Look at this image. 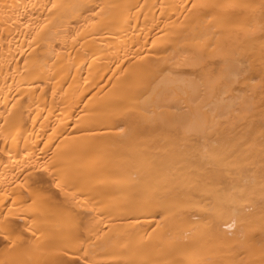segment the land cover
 Segmentation results:
<instances>
[{
	"label": "bare ground",
	"instance_id": "1",
	"mask_svg": "<svg viewBox=\"0 0 264 264\" xmlns=\"http://www.w3.org/2000/svg\"><path fill=\"white\" fill-rule=\"evenodd\" d=\"M257 14L264 0H0V264H264V188L240 182L264 177L263 137L237 159L233 134L212 135L251 96L247 60L217 31ZM191 36L214 45L216 70ZM131 119L222 142L206 163L171 142L174 156L143 157L124 142Z\"/></svg>",
	"mask_w": 264,
	"mask_h": 264
},
{
	"label": "rangeland",
	"instance_id": "2",
	"mask_svg": "<svg viewBox=\"0 0 264 264\" xmlns=\"http://www.w3.org/2000/svg\"><path fill=\"white\" fill-rule=\"evenodd\" d=\"M258 16V18L257 17H255L256 15H248V16H246L243 20L241 19V21H239L240 23H241V25H238L239 27H236L235 25H233V22L234 21H237V18H236V20L235 19H230L231 21H233L232 23L231 22H229V23H231L232 24V26L230 25L229 27H226L223 31H220V30H218L217 31V36L219 37V36H221V37H223V39L224 40H227L228 42H230V46L235 50V51H237V52H239L238 53V57H239V60L241 61L242 59H244L245 61H246V65L247 64H249L250 62V64H249V68H248V66H247V68H246V65L244 64V62L242 61V64H244L245 65V69L247 70V71H245V69H243L242 68V66H241V68L243 69H241V72H242V74H244V72H246V74H244L243 76H242V74H241V72H240V74H241V76H239V78L240 77H242L241 78V80L239 79V81L237 82V86L239 87H241L242 89H243V91H244V93L245 92H247V93H245V94H248L247 96H249V95H251L250 96V98L249 97H246V104H245V106H243L244 108H241V110H240V108L238 109H236L235 111H236V113L234 112V114L233 115H235L234 116V118H233V116H232V119H231V121L233 122V126H235L234 128H233V126H232V123L231 124H225V126L222 124L221 126H220V128H217L218 129V132L219 131H222V135L220 134V133H218L217 132V134H216V132H214V131H217V130H213V132H214V134H212V135H218L219 136V138H220V136H221V138H222V140H226V138L227 137H229L228 139H230L229 141H231V139L233 138L232 136H231V138H230V134L229 135H225L226 133H231V134H233V136L234 137H236V138H234V139H232V143L231 144H233V146H235L234 147V149H232V145L231 144H229L230 142H228V140H227V142H228V149L227 150H229L230 149V151H228V152H233V153H236V155H238V152L236 151H234L235 149H238V151H240V152H242V154H244V156L245 157H247L248 155V158H246V159H249V158H252V156H254V154L253 153H250V154H248L249 152H248V150H249V148H252L251 147V145H254V142H252L254 139H258V136L260 135V137H263L262 139H260V137H259V141H258V144L257 143H255L256 144V146L254 145V147H253V149L255 150V148H256V150L257 149H260V146H262V144H264V143H262V142H264V122L263 121H260V118H261V116H262V119L261 120H264V39H263V37H264V20H262V19H264L263 17H264V14L263 15H261V17H260V15L259 14H257ZM260 18H262V19H260ZM162 19V18H161ZM179 19H183L182 17H180ZM171 21H172V19H170ZM175 20V19H174ZM222 19H220L219 21H221ZM245 20H247V21H245ZM250 22V23H249ZM255 22V23H254ZM183 23V22H182ZM181 23V20H180V23L179 24H181V25H178V27L179 26H183V24ZM237 23V22H236ZM245 23V24H244ZM172 24H173V22H172ZM242 24L244 25L242 28H241V26H242ZM251 24V25H250ZM259 26H258V25ZM177 26V24H176V22H175V24H173V27L172 28H175L176 26ZM256 26L257 27V31L254 33V34H247V31H246V28H248V27H252V26ZM171 26V25H170ZM175 26V27H174ZM248 26V27H247ZM231 27V28H230ZM234 27H236V28H234ZM168 28V27H167ZM170 28V27H169ZM168 28V29H169ZM231 29V30H228V29ZM234 28V29H233ZM164 29H166V28H164ZM176 29V28H175ZM180 29V28H179ZM179 29L178 30H176V31H179ZM226 29L228 30L227 32H226ZM236 29H238V30H236ZM167 30V29H166ZM170 30H171V28H170ZM169 30V31H170ZM222 30V29H221ZM165 30H163L162 32H157L158 34H160L159 36H161V35H163V32H164ZM172 31H173V33H172ZM172 31L171 32H168V34L169 33H171V34H173V35H175V33H174V29H172ZM180 31H181V29H180ZM179 31V32H180ZM182 32L183 31H181L178 35H180V36H182ZM221 32V33H220ZM162 33V34H161ZM165 33V32H164ZM167 33V32H166ZM178 33V32H177ZM157 34V35H158ZM168 34H164L166 37H167V39H166V37L165 36H163L162 38L163 39H161L160 37H157V35L155 34V36H156V38H158L159 40H155V41H160V40H167L168 42H169V40L170 39H174V36L172 35V37H170V34L168 35ZM190 34V33H189ZM189 34H188V36H189ZM242 34V35H241ZM246 34H247V36H246ZM168 35V36H167ZM177 35V34H176ZM185 34H183V37L185 38H183V37H181L182 39H184V42H181V44L183 43V44H186V42L188 41V40H190V39H188V38H190V37H188L187 39L188 40H186V37L184 36ZM254 35H255V37H254ZM259 35V36H258ZM225 36V37H224ZM227 36H229V37H227ZM239 36V37H238ZM245 36V37H244ZM193 36H191V38H192ZM198 37V36H197ZM196 37V38H197ZM257 37V38H256ZM258 37H260V39H258ZM262 37V38H261ZM170 38V39H169ZM200 38V37H199ZM196 39L197 40V42H196V40L194 39V37H193V39L195 40V42L194 43H196V44H199L200 42H199V40L200 39ZM246 40H244V39ZM251 39V40H253L254 38L256 39V40H253L252 42L254 43L255 42V44H257V45H255V44H253V43H251V40H249V39ZM169 39V40H168ZM176 39V38H175ZM192 39V41H194ZM202 39V38H201ZM239 39V40H238ZM172 40H171V42H172ZM186 40V41H185ZM243 40V41H242ZM259 40H260V42H259ZM174 41V40H173ZM178 41V40H177ZM180 41H182L181 39H180ZM192 41H190L189 43H190V46H191V44H194V43H191ZM201 41V44H199V45H197V49L196 50H199L200 52H203L204 54L202 55V56H204L203 58V62L206 64V65H203V66H201V68H200V70H202V72L204 73V71L205 72H209V70H212V68L214 67L213 65L215 64H217V60L216 61H213V60H215L216 58H215V56H213L214 55V53L212 54V50H214V45H212V47H211V45H208V44H206V42H205V44H203V41H205V39L203 38L202 40H200ZM245 41V42H244ZM257 41V42H256ZM170 42V43H171ZM242 42V43H241ZM249 42V43H248ZM188 43V44H189ZM244 43V44H243ZM179 45H180V43H178ZM195 45V44H194ZM194 45H192L191 47H193ZM201 45V46H200ZM207 45H208V47H207ZM247 45V46H246ZM251 45H252V47H251ZM254 45V46H253ZM259 45H261V46H259ZM263 45V46H262ZM189 46V47H190ZM241 48H240V47ZM249 46V47H248ZM255 46H257V48L255 47ZM259 46V47H258ZM211 47V48H210ZM236 47H238V49L236 48ZM254 47V48H253ZM261 47V48H260ZM194 49H195V46L193 47ZM199 48V49H198ZM207 48V49H206ZM210 48V49H209ZM248 48H249V50H248ZM258 48L261 50H258ZM203 51H202V50ZM209 49V50H208ZM252 49H253V51H255L256 49H257V51L256 52H253L252 51ZM241 50V51H240ZM208 51H210V52H208ZM245 51H246V53H247V51H249V53H245ZM258 51H260V52H258ZM245 54H244V53ZM252 52V53H251ZM207 53V54H206ZM212 55H211V54ZM255 53H257V54H255ZM241 54H242V57H241ZM249 54H251V55H249ZM209 55V56H208ZM244 55H245V57H244ZM252 55H254L255 56V59L253 58V56ZM211 56H212V58H211ZM246 56H248V57H246ZM244 57V58H243ZM240 58H242V59H240ZM249 58V59H248ZM211 59V60H210ZM212 61V63L213 64H211L210 62ZM209 62V63H208ZM214 62H216V63H214ZM161 60H160V62H159V66L161 65ZM163 64V63H162ZM211 64V65H210ZM252 65H254V67L255 68H253L252 67ZM211 66H213V67H211ZM204 67V68H203ZM211 69H210V68ZM217 67H219V64L217 65ZM217 67H214L215 69H213V70H216L217 69ZM257 67V68H256ZM209 68V69H208ZM251 68V69H250ZM208 69V70H207ZM250 69V73H248V75H247V72H248V70ZM253 69V70H252ZM255 69H257V70H255ZM259 71V72H258ZM253 72V73H252ZM256 72V73H255ZM244 76H245V78H248V79H245L244 78ZM258 78H257V77ZM244 78V79H243ZM252 78L254 79V80H252ZM242 80H244V81H242ZM246 80V81H245ZM251 80L253 81V82H251ZM256 80V81H255ZM249 81V82H248ZM255 81V82H254ZM243 82H247V83H243ZM247 84H249V85H247ZM257 90H256V89ZM259 89V90H258ZM255 90V91H254ZM259 96H258V95ZM263 97V98H262ZM135 98V97H134ZM132 96H131V99H134ZM247 98L251 101V103H250V101H248L247 100ZM135 101L137 102L138 100H136L135 99ZM249 103H248V102ZM133 102V100L132 101H130L129 102V104H133L134 105V102ZM253 102V103H252ZM250 104H252V106H250ZM131 106V108L130 109H132L133 107H135V109L140 113V109H138L139 107H138V105H137V103H135V106ZM247 105V106H246ZM249 106V107H248ZM127 107H128V105H127ZM245 107H247V108H245ZM249 109H251L250 111H249ZM127 112H130V111H132L133 110V114H132V112L130 113L132 116L134 115L135 116V114H134V111H136V110H134V109H132V110H130L129 111V108H127ZM237 110H238V112H237ZM240 110V111H239ZM244 110H247V112L246 111H244ZM253 111H255V114H251ZM259 111V112H258ZM138 112H136V114H138ZM243 112V114H245V115H243V114H241ZM246 112V113H245ZM250 113V114H249ZM258 113V114H257ZM247 114H249V115H253V116H248ZM140 116H142L141 118H143V115H142V112L139 114ZM239 115H241V116H239ZM254 115H256V116H254ZM259 115V116H258ZM129 117H130V115H128ZM137 116V115H136ZM242 116H244V117H242ZM247 116V117H246ZM258 117H260V118H258ZM131 118V117H130ZM240 118H242V119H240ZM246 118H248L249 119V121H247V119ZM129 119V118H128ZM138 119H139V117H138ZM240 119V120H239ZM244 119H246V121H247V123H243V121H245ZM250 119H252V120H250ZM257 119H259V120H257ZM132 120V119H131ZM130 120V121H131ZM136 120V119H135ZM239 122V124H238V122ZM133 122H132V125H136L137 126V124L139 123L140 125L139 126H137V127H135L136 129H134V126L132 127V131H133V129H134V132L132 133V131L131 130H128V131H131V132H129V134H127V135H129L128 136V138L125 136V139L126 140H124V142L126 143L127 141V145L129 146V147H132V150H134L135 148V150H137L139 147V150H137V151H141L142 149H143V151H141V153H144V154H142V156L143 157H149V153L152 151V154L150 155V156H155V157H157V158H163V157H161V156H163L162 154H161V152H165L164 151V149L167 151L166 153L168 154H166L167 156H169V155H173V154H175V151H174V149L176 150V148H177V150L180 152H176V153H179V154H181L183 151L184 152H186V153H184L183 155L181 154V155H179V154H177V156L179 157V156H187V159H189V160H191V159H193V162H194V164L198 161H200V160H203V161H205V163L208 161V157H209V155H208V153L210 152V151H213L214 152V150L213 149H215V151H217L216 150V148L218 147H216V148H212V145H213V143H211L212 141H211V139L213 138L215 141H216V139L218 138L217 136V138H215V136L214 137H212L211 136V139H210V137L208 138V137H203V138H201V137H199V136H196V139L194 140V138L195 137H191L190 136V138H189V136H186V135H184L182 132H180V133H182V135L179 133L178 134V132L180 131L179 129H175V128H173V129H171L172 130V132L174 133V134H177V135H175L174 136V134H172V132L170 131V128L168 129V128H166L165 127V129H163V131H162V127L160 126V127H157V125L156 126H151V127H153L152 128V130H151V127H150V125H146V127H145V124H143L142 122H143V120H142V122H141V120H138L136 123H134L135 121L134 120H132ZM140 121V122H139ZM230 121V122H231ZM229 122V123H230ZM242 122V123H241ZM253 124H252V123ZM128 123H130L129 121H128ZM128 123H127V125H128ZM249 123H251V124H249ZM131 124V123H130ZM129 124V125H130ZM142 124H143V126H142ZM241 124V125H240ZM227 125V126H226ZM224 128H223V127ZM241 126V127H240ZM146 128V130L145 129H140L141 131L138 133L137 131H135V130H137V128ZM156 127H157V130H156ZM223 129H222V128ZM127 128V127H126ZM130 129H131V127H129ZM161 129L160 131L158 130V129ZM164 128V127H163ZM239 128V129H238ZM244 128H245V130H244ZM248 128V129H247ZM128 129V128H127ZM127 129H126V131H127ZM168 129V130H167ZM220 129V130H219ZM224 129H226V130H224ZM228 129V130H227ZM231 129V130H230ZM243 129V130H242ZM148 130V131H147ZM157 131V133L155 134V132ZM165 130H167V131H169V132H167V131H165ZM127 131V132H128ZM154 133H153V132ZM178 131V132H177ZM227 131V132H226ZM232 131H234V132H232ZM238 131V132H237ZM246 131V132H245ZM136 132L138 133V134H136ZM142 132V133H141ZM144 132V133H143ZM159 132V133H158ZM164 132V133H163ZM167 132V133H166ZM212 132V133H213ZM236 132V133H235ZM240 132V133H239ZM134 134L133 136H132V134ZM257 133H260L257 137H256V134ZM147 134V135H146ZM150 134V135H149ZM152 134H153V136H152ZM156 136H155V135ZM165 134V135H164ZM137 135V137H135L134 138V136H136ZM159 135H160V138H158L159 137ZM225 135V136H224ZM237 135V136H236ZM240 135V136H239ZM133 138V140L135 139V141H133L132 143H129V141L131 142V137ZM158 136V137H157ZM169 136V137H168ZM177 136V137H176ZM223 136V137H222ZM244 136V137H243ZM142 137V138H141ZM157 137V138H156ZM164 137V139H161V138H163ZM180 137V138H179ZM136 138H137V140H139L138 142H137V140H136ZM152 138V139H151ZM172 138V139H171ZM175 140H174V139ZM177 138H179V139H177ZM181 138H183V139H181ZM218 138V139H219ZM241 140V144L239 145V143H238V141H235V139L236 140H239V139ZM250 138L251 139H253L252 141L250 140ZM128 139V140H127ZM144 139V140H143ZM146 139V140H145ZM151 139V140H150ZM157 139H158V142H161V140H162V142H161V144L160 143H157L156 141H157ZM159 139H161V140H159ZM166 139V140H165ZM185 139V140H184ZM190 139V140H189ZM192 139V140H191ZM204 139V140H203ZM212 139V140H213ZM217 139V141H221V140H218ZM243 139V140H242ZM181 140V141H180ZM187 140V141H186ZM196 141L197 143H195L194 141ZM213 140V141H214ZM223 141V143L225 144V142L226 141ZM247 140V141H246ZM263 140V141H262ZM142 141V142H141ZM153 142L152 143V145L154 146V148H155V145H156V147L158 148H160L161 147V149H163V151H161L160 150V152H159V149H157L156 148V153H155V149L153 148V146H151L150 145V147L152 148V149H150V147L148 146H146V143H149V144H151L150 142ZM163 141H164V143H163ZM167 143H166V142ZM186 143V142H188L189 144H188V148H190L189 149V151H190V153L188 152V155H187V151H188V148L185 146V145H180V144H185L184 142ZM190 141V142H189ZM202 141H203V143L206 145V148H205V146H203V147H201V145H200V143L202 144ZM215 142V143H217L218 144V142ZM233 141H235V142H233ZM243 141H246V142H243ZM248 141H250V142H248ZM255 141V140H254ZM135 142H136V144H135ZM141 142V143H140ZM170 142H171V145L173 144L174 145V143H175V146L174 147H176V148H174L173 147V145H172V148H170V152L171 153H173V151H174V153L173 154H171L170 152H168L169 151V149L167 148V146L170 144ZM173 142V143H172ZM179 143V146L180 147H178V145H176L177 143ZM222 142V141H221ZM221 142H220V144H221ZM226 142V143H227ZM240 142V141H239ZM242 142H243V144H242ZM252 142V143H251ZM256 142V141H255ZM261 142V143H260ZM138 143V144H137ZM140 143V144H139ZM222 143V147H224L223 144ZM134 144V145H133ZM148 144V145H149ZM196 144H197V146H196ZM199 144V145H198ZM260 144V145H259ZM138 147H137V146ZM143 145H145L146 147H144ZM186 145H187V143H186ZM214 145H216V144H214ZM219 145V144H218ZM226 146L225 147H227V144H225ZM242 145V146H241ZM249 145V146H248ZM141 146H142V148H141ZM164 146V147H163ZM170 146V145H169ZM220 146V147H221ZM232 146V147H231ZM264 146V145H263ZM127 147V146H126ZM129 147H127V148H129ZM163 147V148H162ZM168 149H166V148ZM171 147V146H170ZM182 147V149H180ZM183 147H184V149H183ZM214 147V146H213ZM148 149V151L149 152H146L145 151V149ZM179 148V149H178ZM212 148V149H211ZM247 150H246V149ZM261 148H263V150H264V147H261ZM146 149V150H147ZM173 149V150H172ZM211 149V150H210ZM218 149V148H217ZM222 149H225V148H222ZM252 149V150H253ZM129 150V149H128ZM131 149H130V151H132ZM185 150H187V151H185ZM200 150L202 151V153L203 152H206V153H203V154H201V152H200ZM207 150V151H206ZM226 150V149H225ZM225 150H223L224 151V153H225ZM231 150H233V151H231ZM219 151H221V150H219ZM218 151V152H219ZM244 151H246V152H248L247 153V156H246V152H244ZM261 153L259 154V156H258V154H257V156L255 155L254 157L255 158H258L259 160H258V165L259 164H261L262 162L264 163V161H263V159H264V152H262L261 150H259ZM146 152V153H145ZM154 152V153H153ZM192 152H194V153H196V154H192ZM239 152V153H240ZM157 153L159 154H161V156H158L157 155ZM170 153V154H169ZM197 153H198V155H197ZM200 153V154H199ZM233 153H227L228 155H229V157L230 156H232L231 158H236L237 157V159L239 158V156H242L241 154H239L238 156H236L235 154H233ZM159 154V155H160ZM164 154V153H163ZM192 154L193 156L195 155H197L196 157H197V161L195 162V158L193 157V156H190V155ZM220 154H222L223 155V153H220L219 152V154L218 155H220ZM227 154H225L224 156H228ZM203 157H202V156ZM251 155V156H250ZM261 155V156H260ZM152 156V157H153ZM174 156V155H173ZM173 156H172V158H173ZM188 156H189V158H188ZM204 156H205V158H204ZM206 156H208V157H206ZM216 156V155H215ZM233 156H235V157H233ZM244 156H242V157H244ZM171 157V156H170ZM218 157V156H217ZM164 158H168V157H164ZM228 158V157H227ZM230 158V159H231ZM175 159V158H174ZM177 159V158H176ZM179 159V158H178ZM182 159V158H181ZM183 159H185L184 157H183ZM242 159H244V158H242ZM262 161V162H261ZM199 163H197V165H198ZM203 164V163H202ZM211 167L212 166H210L209 167V170L211 169ZM252 171H251V174H252V180L251 179H249V178H251V174H250V172H249V174H247V176L246 175H244L243 174V176H241L240 177V182H242V183H245V182H248L249 184L250 183H254V182H257V181H254V180H256V179H253L254 178V176H257L256 178H257V180L259 181L258 183H256V185H255V188H259V187H261V189L262 188H264L263 186H264V180H263V178L264 177H261L262 179H260L259 180V178H260V176H261V173H260V175H259V173L257 172V174H255L256 173V171H257V169H256V171H255V169L253 168V169H251ZM208 171V170H207ZM193 173H196V171H194ZM237 173H239L238 171H237ZM236 172H235V174H237ZM241 174V173H240ZM249 176V177H248ZM259 176V177H258ZM242 177H244L243 178V180H241V178ZM246 177H247V179H246ZM260 182H262V183H260ZM258 185V186H257ZM261 185V186H260ZM251 186V185H250Z\"/></svg>",
	"mask_w": 264,
	"mask_h": 264
}]
</instances>
